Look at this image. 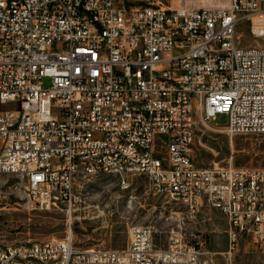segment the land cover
<instances>
[{"label":"built area","instance_id":"2783aa9c","mask_svg":"<svg viewBox=\"0 0 264 264\" xmlns=\"http://www.w3.org/2000/svg\"><path fill=\"white\" fill-rule=\"evenodd\" d=\"M199 124L264 135V0H0V175L14 193L71 210L81 176L146 175L183 209L166 249L150 226L122 250L78 248L68 231L0 246V264H214L210 239L184 231L205 204L226 217L229 260L242 242L264 247V169L197 166Z\"/></svg>","mask_w":264,"mask_h":264},{"label":"rangeland","instance_id":"374dc122","mask_svg":"<svg viewBox=\"0 0 264 264\" xmlns=\"http://www.w3.org/2000/svg\"><path fill=\"white\" fill-rule=\"evenodd\" d=\"M124 1L170 8L190 5L189 0ZM206 1L211 5L226 0ZM243 43L257 45L249 36ZM44 86H50L49 79H44ZM211 123L225 126L228 116L219 114ZM196 133L193 157L197 166L264 169V135L231 136L225 130H210L202 124ZM125 179L128 186L116 174L81 176L76 183L81 201L71 210L66 207L41 210L32 208L26 198L14 193L13 176L0 175V246L62 239L69 231L78 248L122 250L130 241L131 227L150 226L154 229L156 247L166 249L170 231L177 227L183 209L167 196L154 192L148 176L126 175ZM5 181L8 183L3 186ZM226 230V217L207 204L196 219H186L184 225L188 235L200 231L210 239V248L216 253L214 264H264V247L250 241L242 242L240 252L229 260L224 254L228 249Z\"/></svg>","mask_w":264,"mask_h":264},{"label":"crops","instance_id":"0c3cea01","mask_svg":"<svg viewBox=\"0 0 264 264\" xmlns=\"http://www.w3.org/2000/svg\"><path fill=\"white\" fill-rule=\"evenodd\" d=\"M188 3L190 4L189 6H193L194 3L197 4V8H211L213 6L219 7L218 5H220L221 7H229L231 5V0H226L225 2H220L219 4L210 3L211 5H209V3L206 0H189Z\"/></svg>","mask_w":264,"mask_h":264},{"label":"bare ground","instance_id":"6f19581e","mask_svg":"<svg viewBox=\"0 0 264 264\" xmlns=\"http://www.w3.org/2000/svg\"><path fill=\"white\" fill-rule=\"evenodd\" d=\"M185 4V3H184ZM102 174H104V173H102ZM108 174H112V173H108Z\"/></svg>","mask_w":264,"mask_h":264}]
</instances>
